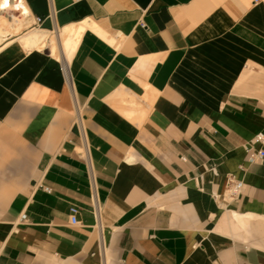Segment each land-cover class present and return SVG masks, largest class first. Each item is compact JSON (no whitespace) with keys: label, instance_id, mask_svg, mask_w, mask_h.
<instances>
[{"label":"crops","instance_id":"1","mask_svg":"<svg viewBox=\"0 0 264 264\" xmlns=\"http://www.w3.org/2000/svg\"><path fill=\"white\" fill-rule=\"evenodd\" d=\"M22 2L0 43V264H264L245 149L264 136V0Z\"/></svg>","mask_w":264,"mask_h":264},{"label":"bare ground","instance_id":"2","mask_svg":"<svg viewBox=\"0 0 264 264\" xmlns=\"http://www.w3.org/2000/svg\"><path fill=\"white\" fill-rule=\"evenodd\" d=\"M0 43H2L8 35L19 33L27 26L26 19L28 18L29 11L22 2V0H0ZM16 12V14H14ZM5 13V16H3ZM1 17L6 21H1ZM83 28H72L62 33L60 37H53V49L58 54L72 53L77 47L80 35ZM27 36V35H26ZM60 38V41L59 39ZM47 34L33 31L29 36L25 37L22 43L28 46H36L38 49H45L47 46ZM63 56V55H62ZM64 57V56H63Z\"/></svg>","mask_w":264,"mask_h":264},{"label":"built area","instance_id":"3","mask_svg":"<svg viewBox=\"0 0 264 264\" xmlns=\"http://www.w3.org/2000/svg\"><path fill=\"white\" fill-rule=\"evenodd\" d=\"M78 1V0H77ZM0 14H1V9H0ZM40 22V20H38ZM142 27L145 28V25L142 24ZM64 70L66 73V77L68 82H70V70H69V65L67 61L64 63ZM264 145V136L263 135H258L253 142L247 143L245 145L246 151L249 153L247 162L249 164H255V163H262L264 161V149L262 146ZM260 146V148H257ZM244 190V183L238 179H236L234 176H229L227 178V188H226V196L230 200H236L238 197L242 194ZM45 191L50 193L51 190L48 188H45ZM77 213L78 210L73 208L71 209V223L72 225L78 224L77 220ZM94 213L95 217L98 222L101 220V209L99 205L96 203L94 207ZM28 221L27 215L24 214L20 218V223H26Z\"/></svg>","mask_w":264,"mask_h":264},{"label":"rangeland","instance_id":"4","mask_svg":"<svg viewBox=\"0 0 264 264\" xmlns=\"http://www.w3.org/2000/svg\"><path fill=\"white\" fill-rule=\"evenodd\" d=\"M14 14H16V12H14ZM3 16H5V13H4ZM1 18H2L1 21H6L5 19H3V17H1ZM28 22H29V24H30V21H28ZM0 28H1V25H0ZM52 37H54V35H53ZM57 56H58V54H57ZM68 61H70V59H68Z\"/></svg>","mask_w":264,"mask_h":264}]
</instances>
